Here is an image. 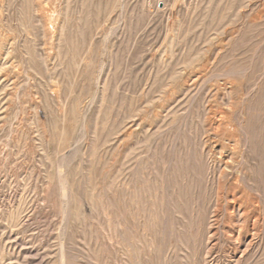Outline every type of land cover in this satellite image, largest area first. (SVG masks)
I'll list each match as a JSON object with an SVG mask.
<instances>
[{
    "label": "rangeland",
    "instance_id": "1",
    "mask_svg": "<svg viewBox=\"0 0 264 264\" xmlns=\"http://www.w3.org/2000/svg\"><path fill=\"white\" fill-rule=\"evenodd\" d=\"M0 264H264V0H0Z\"/></svg>",
    "mask_w": 264,
    "mask_h": 264
}]
</instances>
